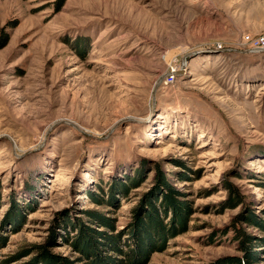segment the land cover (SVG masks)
Returning <instances> with one entry per match:
<instances>
[{
    "label": "rangeland",
    "instance_id": "obj_1",
    "mask_svg": "<svg viewBox=\"0 0 264 264\" xmlns=\"http://www.w3.org/2000/svg\"><path fill=\"white\" fill-rule=\"evenodd\" d=\"M263 34L264 0H0V264H84L73 228L113 233L88 211L136 246L150 204L171 237L138 264L240 256L249 214L264 237Z\"/></svg>",
    "mask_w": 264,
    "mask_h": 264
},
{
    "label": "trees",
    "instance_id": "obj_2",
    "mask_svg": "<svg viewBox=\"0 0 264 264\" xmlns=\"http://www.w3.org/2000/svg\"><path fill=\"white\" fill-rule=\"evenodd\" d=\"M136 179L130 176L125 182L109 185L107 198L103 199L92 193H89V195L101 205L116 206V195L127 196L130 190L137 185L135 184ZM161 182L165 183V180L163 179ZM167 187L171 189L169 186ZM101 190H104V188L101 187ZM164 203H168L169 206L172 205L173 207L179 205L172 194H168L167 201ZM149 207L151 208L149 211H137L136 221L138 220V223L136 222L137 224L133 225L127 232L135 235L137 239V241L135 240L136 246H133L131 241L123 240L120 234L114 235L116 229L109 219L94 211H88L87 219L91 224H96L98 227L108 229L110 233H113L107 234L103 230L93 229L90 224H82L79 230L76 227L73 228L77 233L72 238L71 243L76 251L81 254V259L86 261L84 264H138L143 260L140 259L141 257L143 258V256L161 249L166 237L168 235L171 237V232L168 230L169 226L164 224L165 221L162 215L158 213L156 206L150 204ZM241 221L254 223L257 218L249 214L246 219H240L239 222L235 223L233 229L241 245L242 255L227 257L221 264H260L264 261V237L248 235L243 228L237 226ZM257 223L258 227L264 230V220H258ZM26 251L29 252V249ZM117 254L124 257L116 258ZM40 255L38 260L46 264H74L68 258L52 256L46 248L40 250Z\"/></svg>",
    "mask_w": 264,
    "mask_h": 264
},
{
    "label": "built area",
    "instance_id": "obj_3",
    "mask_svg": "<svg viewBox=\"0 0 264 264\" xmlns=\"http://www.w3.org/2000/svg\"><path fill=\"white\" fill-rule=\"evenodd\" d=\"M253 50H261L264 49V34L260 39H257L253 43L250 44Z\"/></svg>",
    "mask_w": 264,
    "mask_h": 264
}]
</instances>
